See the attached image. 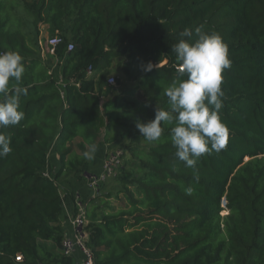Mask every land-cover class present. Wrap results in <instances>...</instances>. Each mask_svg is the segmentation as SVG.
I'll use <instances>...</instances> for the list:
<instances>
[{"label":"trees","instance_id":"trees-1","mask_svg":"<svg viewBox=\"0 0 264 264\" xmlns=\"http://www.w3.org/2000/svg\"><path fill=\"white\" fill-rule=\"evenodd\" d=\"M43 27L48 38L62 39L46 61ZM185 28L193 31L185 39L202 28L227 46L219 111L226 144L188 167L175 156L173 125L162 124L155 142L140 135L110 177L126 204L111 205L106 193L93 199L101 217L87 224L88 247L95 264H264V0H0V52L22 56L26 90L23 119L0 127L12 149L0 157V264H73L61 251L55 181L82 172L86 145L97 149L100 135L108 145L129 141L138 120L154 119L156 107L167 110L164 89L187 78L172 52ZM115 58L127 59L121 67L137 81L139 102L112 96L106 69ZM148 62L153 69L145 72ZM77 138L80 154L71 145ZM52 144L59 170L50 179Z\"/></svg>","mask_w":264,"mask_h":264},{"label":"clouds","instance_id":"clouds-1","mask_svg":"<svg viewBox=\"0 0 264 264\" xmlns=\"http://www.w3.org/2000/svg\"><path fill=\"white\" fill-rule=\"evenodd\" d=\"M173 46L179 72L185 78L173 80L165 89L168 108L155 109L154 119L136 122V128L148 142L158 141L162 135V124L173 125L171 142L175 156L194 167L201 155L212 150H221L227 141L228 130L221 122L219 111L223 107L224 95L221 85L222 72L230 66L227 46L219 34L205 32L202 28L193 31L185 28ZM23 58L17 51L0 52V127L17 125L24 117L19 111L20 96L26 90L20 85L25 72ZM153 69L151 62L142 65V70ZM10 138L0 134V157L11 151ZM83 157L91 159L96 151L95 144H87Z\"/></svg>","mask_w":264,"mask_h":264},{"label":"crops","instance_id":"crops-1","mask_svg":"<svg viewBox=\"0 0 264 264\" xmlns=\"http://www.w3.org/2000/svg\"><path fill=\"white\" fill-rule=\"evenodd\" d=\"M41 35L42 37H45V35H47L45 32V27L42 28ZM102 138L103 134L99 137L100 144L97 147L93 157L89 159L87 163L83 166L81 173L76 174L73 178L70 179L60 178L55 181L60 193V204L63 211L60 222L64 229L65 237L72 236L73 234L71 220L77 213L76 202L82 201L87 210V206L91 207L93 203L95 205L97 204L95 200L93 201V199H95L101 194L109 193V191H99L98 194H95L92 188L89 186L86 178L88 174H99L107 152L110 150V148H114L115 146H118L121 143L119 140H116L111 145L104 144ZM133 140V138L130 139L131 142H133ZM80 142L81 140L77 138L71 144L72 148L77 151L78 154H80V152H78L76 146ZM130 158L131 157L129 156V158L125 159L129 160ZM58 170L59 159L58 155L55 152L54 144H52L48 150L46 176L50 179H53ZM41 244L47 250H50L54 253H58L57 247L54 243L49 241H41ZM72 260L73 264H80L82 260L81 254L79 252L74 253V255L72 256Z\"/></svg>","mask_w":264,"mask_h":264},{"label":"built area","instance_id":"built-area-1","mask_svg":"<svg viewBox=\"0 0 264 264\" xmlns=\"http://www.w3.org/2000/svg\"><path fill=\"white\" fill-rule=\"evenodd\" d=\"M62 44V39L59 37L52 38H40L41 56L44 59V48L49 49L51 55H53L55 49ZM73 44L69 43L66 46V51L70 52L73 49ZM94 71L91 67L86 70L87 77H91ZM106 83L108 86H115V78L113 76L106 77ZM124 151L121 146L114 147L107 152L101 171L99 174H88L87 182L92 188L95 194H98L100 186L110 177L115 176L116 170L121 166L122 157ZM77 213L71 220L73 234L72 236H66L61 242L62 254L71 257L74 253L79 252L82 256L80 264H95L93 252L88 247V231L85 205L82 201L76 202ZM15 261L22 262V256H16Z\"/></svg>","mask_w":264,"mask_h":264},{"label":"rangeland","instance_id":"rangeland-1","mask_svg":"<svg viewBox=\"0 0 264 264\" xmlns=\"http://www.w3.org/2000/svg\"><path fill=\"white\" fill-rule=\"evenodd\" d=\"M42 37V35H41ZM48 36L45 35V38H47ZM49 49L44 48V61H46L49 57V55H51ZM127 61L126 58H122V59H112L109 67L106 69L107 73H106V77L108 76H113L115 78V86L112 87V96L113 97H117L119 99H121L122 101H120V103H128V102H139L140 100L143 99V95L141 93V91H135L134 93L132 91H134V89H136L135 87L137 86V81L135 80H131L129 77H127L124 74V71L122 69V65L125 64V62ZM52 68H54V70L57 67V60L55 58H51L50 61ZM51 68V72L52 69ZM60 80V79H59ZM141 134L139 133V131H137L135 133V136L132 137L134 140L133 142L129 141H124L121 142L117 147L121 146L124 154H125V158H129L130 156V151H133L136 149L137 144L139 143V136ZM124 161V160H123ZM116 178H110L108 179L104 184V188L103 190L105 191H109L108 194H106L109 197V202L111 203V205L113 206H117V205H125L126 202L123 198H121L118 193V189L117 187V182H116ZM101 188V187H100ZM102 189V188H101ZM105 195V194H104ZM225 205V201H222V206ZM102 206V204L98 203V204H92L91 207L87 206V210L85 207V215H86V221L89 223V221L92 220H98L101 217V213L99 210V207ZM227 213L225 211H223L221 213L222 216H225Z\"/></svg>","mask_w":264,"mask_h":264}]
</instances>
